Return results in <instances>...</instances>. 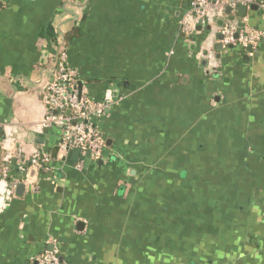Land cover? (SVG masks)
Here are the masks:
<instances>
[{"label":"crops","instance_id":"1","mask_svg":"<svg viewBox=\"0 0 264 264\" xmlns=\"http://www.w3.org/2000/svg\"><path fill=\"white\" fill-rule=\"evenodd\" d=\"M192 1L0 0V157L24 159L0 180V264L54 251L64 264H264V37L254 53L220 50L221 20L188 36ZM255 6L228 19L264 33ZM62 49L90 98L118 100L98 119L105 159L83 170L42 126ZM37 152L49 170L30 168Z\"/></svg>","mask_w":264,"mask_h":264},{"label":"built area","instance_id":"2","mask_svg":"<svg viewBox=\"0 0 264 264\" xmlns=\"http://www.w3.org/2000/svg\"><path fill=\"white\" fill-rule=\"evenodd\" d=\"M254 5L264 9V3L258 4L257 0H193L190 10L181 21L182 31L192 36L198 26H211L218 20H223L224 26L221 31L223 47H239L245 50L251 48V53H254L258 50L264 33L245 28L235 20L228 19L230 16L227 14L228 8L234 13L241 6L249 9ZM244 22L247 23V20L244 19ZM80 82H82L80 72L71 66L67 50L62 49L51 70V79L47 83V92L43 98L47 112L42 126L59 130L57 148L60 158L67 157L76 150L80 151L76 168L83 170L87 158L94 163L104 161L107 140L100 129L98 119L106 116L107 109L118 104V100L110 98L100 102L95 101L89 97L83 86L80 87ZM13 158L18 164L24 160L21 151ZM52 160L50 156L37 152L28 162L31 169L41 171L49 170ZM13 161H4L0 157V180L8 179ZM29 264H64V262L61 261L59 252L54 251L33 258Z\"/></svg>","mask_w":264,"mask_h":264},{"label":"water","instance_id":"3","mask_svg":"<svg viewBox=\"0 0 264 264\" xmlns=\"http://www.w3.org/2000/svg\"><path fill=\"white\" fill-rule=\"evenodd\" d=\"M252 9H257V7L254 5V6H252ZM238 10H239L240 15H246L247 7H243V6H241V7H239ZM227 13H228V14L231 13V9H230V8L227 9ZM219 22H220L221 26L224 25V21H223V20H221V21H219ZM222 38H223V36H222V34H221V35L219 36V39L222 40ZM216 47L219 48L220 50L223 49L221 43H218V44L216 45ZM248 51H251V48H248ZM82 86H83V83L80 82V87H82ZM79 154H80V151H79V150H76V151L73 152V157L76 158V157L79 156ZM18 190H19V192H22V191L24 190V186L21 185V186L19 187ZM61 261H62V262L64 261V259H63L62 257H61Z\"/></svg>","mask_w":264,"mask_h":264},{"label":"trees","instance_id":"4","mask_svg":"<svg viewBox=\"0 0 264 264\" xmlns=\"http://www.w3.org/2000/svg\"><path fill=\"white\" fill-rule=\"evenodd\" d=\"M73 32H74V31H73ZM73 32H72V33H73ZM70 34H71V33L68 32V34L66 35V41H67V42H69V40H70V36H69Z\"/></svg>","mask_w":264,"mask_h":264}]
</instances>
